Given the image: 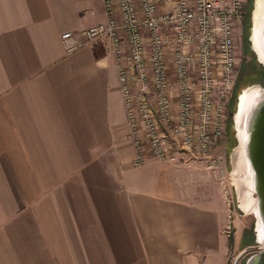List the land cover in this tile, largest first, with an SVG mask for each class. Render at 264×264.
Here are the masks:
<instances>
[{
	"label": "crops",
	"instance_id": "crops-1",
	"mask_svg": "<svg viewBox=\"0 0 264 264\" xmlns=\"http://www.w3.org/2000/svg\"><path fill=\"white\" fill-rule=\"evenodd\" d=\"M106 18L103 0H0V264H227L215 163L134 164L116 57L82 32Z\"/></svg>",
	"mask_w": 264,
	"mask_h": 264
},
{
	"label": "built area",
	"instance_id": "built-area-1",
	"mask_svg": "<svg viewBox=\"0 0 264 264\" xmlns=\"http://www.w3.org/2000/svg\"><path fill=\"white\" fill-rule=\"evenodd\" d=\"M103 4L106 20L82 32L105 42L116 57L128 136L137 150L134 164L213 160L239 72L235 28L245 0ZM77 35L61 34L67 51L80 45Z\"/></svg>",
	"mask_w": 264,
	"mask_h": 264
},
{
	"label": "water",
	"instance_id": "water-1",
	"mask_svg": "<svg viewBox=\"0 0 264 264\" xmlns=\"http://www.w3.org/2000/svg\"><path fill=\"white\" fill-rule=\"evenodd\" d=\"M257 1L253 0L252 4L248 38L250 48L255 52L257 60L264 64L259 51L254 47L252 39L255 28L254 17L258 4ZM259 4L261 8L259 34L261 36V52L264 54V0H259ZM249 87L256 88V93L251 98L248 109L242 117L245 137L241 140L236 127V113L239 109L241 92ZM232 119L237 142L233 147L230 157L233 173L235 171L238 206L241 210L245 211L240 206V194H249L252 199L251 212L255 216L254 241L260 244L259 250L249 255L246 258L245 264H264V83L248 84L238 92Z\"/></svg>",
	"mask_w": 264,
	"mask_h": 264
},
{
	"label": "rangeland",
	"instance_id": "rangeland-1",
	"mask_svg": "<svg viewBox=\"0 0 264 264\" xmlns=\"http://www.w3.org/2000/svg\"><path fill=\"white\" fill-rule=\"evenodd\" d=\"M250 4L251 0H245L242 21L238 23L235 28V50L236 55L238 56L239 71L236 85L239 89L238 91L248 84L262 83L264 80V64L257 60L256 54L251 48L250 50L252 51H247L245 46V19L250 10ZM228 124L229 123L227 122L223 135L215 139L214 148L211 151V157L213 160H209V162L215 163V168L221 172L225 179L230 208L232 209V216L230 217V223L226 232L228 237L227 264H245L246 258L252 253L258 251L260 244L254 241V214L252 212H245L238 206L237 185H235V174L232 170L233 167L231 165L230 157L235 145L231 147V131L228 129Z\"/></svg>",
	"mask_w": 264,
	"mask_h": 264
},
{
	"label": "bare ground",
	"instance_id": "bare-ground-1",
	"mask_svg": "<svg viewBox=\"0 0 264 264\" xmlns=\"http://www.w3.org/2000/svg\"><path fill=\"white\" fill-rule=\"evenodd\" d=\"M257 3L258 4L255 10V17H254L255 28L252 39L254 42L255 49L259 51L261 60L264 61V54L263 52H261V36L259 34V25L261 23V8H260L259 0L257 1ZM255 93H256V88L249 87V88H245L240 95L239 109L236 113V127L238 130V135L241 138V140H243L245 137V130L242 126V117L244 116L246 110L248 109L251 98L254 96ZM251 201L252 199L249 194L246 193L240 194V206L248 213L251 212V208H252Z\"/></svg>",
	"mask_w": 264,
	"mask_h": 264
},
{
	"label": "trees",
	"instance_id": "trees-1",
	"mask_svg": "<svg viewBox=\"0 0 264 264\" xmlns=\"http://www.w3.org/2000/svg\"><path fill=\"white\" fill-rule=\"evenodd\" d=\"M252 3L253 1L251 0V4H250V10L246 16V19H245V28H246V33H245V46H246V50L247 51H252L250 50V41H249V33H250V22H251V9H252ZM264 81V80H263ZM262 81V83H263ZM238 87L236 86V88H234L233 90V93H232V97H231V100H230V104H229V111H230V114H229V118H228V129H230L231 131V147L234 146L237 142V139H236V136L234 134V129H233V119H232V114H233V111L235 110V105H236V101H237V95H238ZM254 239H255V236H254Z\"/></svg>",
	"mask_w": 264,
	"mask_h": 264
},
{
	"label": "flooded vegetation",
	"instance_id": "flooded-vegetation-1",
	"mask_svg": "<svg viewBox=\"0 0 264 264\" xmlns=\"http://www.w3.org/2000/svg\"><path fill=\"white\" fill-rule=\"evenodd\" d=\"M244 40H245V34H244ZM238 74H239V72H238ZM237 81H238V76H237V80H236L235 86L237 85Z\"/></svg>",
	"mask_w": 264,
	"mask_h": 264
}]
</instances>
